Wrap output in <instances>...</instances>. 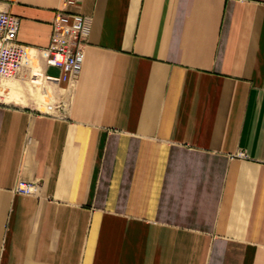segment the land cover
Wrapping results in <instances>:
<instances>
[{"label": "crops", "instance_id": "crops-1", "mask_svg": "<svg viewBox=\"0 0 264 264\" xmlns=\"http://www.w3.org/2000/svg\"><path fill=\"white\" fill-rule=\"evenodd\" d=\"M61 1L0 0L28 53ZM65 9L89 27L63 113L0 105V264H264V0Z\"/></svg>", "mask_w": 264, "mask_h": 264}, {"label": "built area", "instance_id": "built-area-1", "mask_svg": "<svg viewBox=\"0 0 264 264\" xmlns=\"http://www.w3.org/2000/svg\"><path fill=\"white\" fill-rule=\"evenodd\" d=\"M75 1H61L62 6L54 15L48 46L45 50H38L42 54L44 66L59 70L56 85L64 88H73L81 70L87 44L89 17L65 9V6L73 5ZM18 28L19 17L0 9V81L19 74L23 68L25 47L16 41ZM6 104L0 97V105ZM58 107L59 113H45H63L61 104ZM38 189L37 182L24 180H18L14 187L17 193L27 195L35 194Z\"/></svg>", "mask_w": 264, "mask_h": 264}, {"label": "bare ground", "instance_id": "bare-ground-1", "mask_svg": "<svg viewBox=\"0 0 264 264\" xmlns=\"http://www.w3.org/2000/svg\"><path fill=\"white\" fill-rule=\"evenodd\" d=\"M28 53L25 50L23 58V68L21 72L5 81H0V97L5 102L15 104L39 105V109L45 112H56L55 94L56 87L54 78L48 76L40 65L42 54L36 50ZM27 64H31L33 81L23 84L18 82L30 71ZM43 64V63H42ZM27 65V66H26ZM43 70V71H42ZM32 83L37 85L33 86Z\"/></svg>", "mask_w": 264, "mask_h": 264}, {"label": "rangeland", "instance_id": "rangeland-1", "mask_svg": "<svg viewBox=\"0 0 264 264\" xmlns=\"http://www.w3.org/2000/svg\"><path fill=\"white\" fill-rule=\"evenodd\" d=\"M40 61V65H41V67H42V69L44 70L45 69V66H44V64H42V61L41 60H39ZM28 65V66H27ZM26 66H27V68L30 70L22 79H21V81L20 82H18V84L20 85V83H23V84H26V83H29V82H32L33 81V75H34V73H31L32 72V66H29V65H31V64H27ZM42 70V71H43ZM33 74V75H32ZM48 74V73H47ZM12 79V78H11ZM5 81V80H4ZM32 85L35 87H37V85H35L34 83H32ZM57 86V85H56ZM70 99V91L68 90V91H66V90H64V89H62V90H60V91H56V94H55V103H56V108L58 107V104H62V106H64L65 107V105H66V102H67V100H69ZM38 106V105H37ZM39 107V106H38ZM39 111H41V110H39ZM58 111H59V109H58ZM58 111L57 112H54V113H58ZM42 112H45V111H42Z\"/></svg>", "mask_w": 264, "mask_h": 264}]
</instances>
